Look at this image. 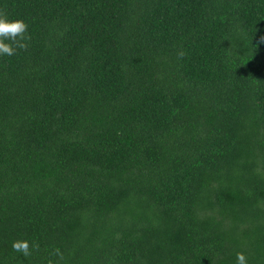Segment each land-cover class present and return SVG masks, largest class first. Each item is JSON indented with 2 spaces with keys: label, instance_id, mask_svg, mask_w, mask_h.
I'll use <instances>...</instances> for the list:
<instances>
[{
  "label": "trees",
  "instance_id": "1",
  "mask_svg": "<svg viewBox=\"0 0 264 264\" xmlns=\"http://www.w3.org/2000/svg\"><path fill=\"white\" fill-rule=\"evenodd\" d=\"M0 10V264H264V0Z\"/></svg>",
  "mask_w": 264,
  "mask_h": 264
},
{
  "label": "clouds",
  "instance_id": "2",
  "mask_svg": "<svg viewBox=\"0 0 264 264\" xmlns=\"http://www.w3.org/2000/svg\"><path fill=\"white\" fill-rule=\"evenodd\" d=\"M30 35L28 25L22 19H9L4 10H0V55L14 56L17 50H27ZM35 242L15 240L12 248L24 256L30 255L31 248H37ZM59 254V250H57ZM236 264H247V257L243 252L236 253Z\"/></svg>",
  "mask_w": 264,
  "mask_h": 264
}]
</instances>
